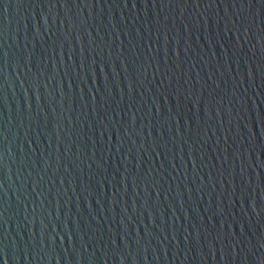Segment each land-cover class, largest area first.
<instances>
[{"label": "water", "instance_id": "1", "mask_svg": "<svg viewBox=\"0 0 264 264\" xmlns=\"http://www.w3.org/2000/svg\"><path fill=\"white\" fill-rule=\"evenodd\" d=\"M264 264L262 0H0V264Z\"/></svg>", "mask_w": 264, "mask_h": 264}, {"label": "snow or ice", "instance_id": "2", "mask_svg": "<svg viewBox=\"0 0 264 264\" xmlns=\"http://www.w3.org/2000/svg\"><path fill=\"white\" fill-rule=\"evenodd\" d=\"M262 2H264V0H262ZM4 264H6V262H4Z\"/></svg>", "mask_w": 264, "mask_h": 264}]
</instances>
